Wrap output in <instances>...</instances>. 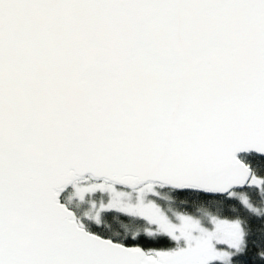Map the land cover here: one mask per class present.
<instances>
[{
	"label": "snow or ice",
	"instance_id": "1",
	"mask_svg": "<svg viewBox=\"0 0 264 264\" xmlns=\"http://www.w3.org/2000/svg\"><path fill=\"white\" fill-rule=\"evenodd\" d=\"M0 264H264V0H0Z\"/></svg>",
	"mask_w": 264,
	"mask_h": 264
}]
</instances>
